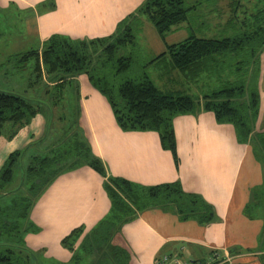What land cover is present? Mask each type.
Masks as SVG:
<instances>
[{
	"label": "trees",
	"instance_id": "16d2710c",
	"mask_svg": "<svg viewBox=\"0 0 264 264\" xmlns=\"http://www.w3.org/2000/svg\"><path fill=\"white\" fill-rule=\"evenodd\" d=\"M49 4L55 7L53 0ZM230 7L228 20L234 23L239 18V8L234 0ZM192 10H197V4L188 6L186 0H144L108 36L73 39L53 34L42 49L14 54V59L10 58L16 63L13 69H24L30 63L28 86L44 85L41 93L47 99L0 89V136L10 125L7 137L11 139L41 111L71 104L74 96H80L76 78L84 76L106 97L123 130L157 131L163 148L173 153L177 163L174 120L179 115L196 114L201 107L212 111L217 122L233 125L237 140L252 143L257 155L264 158V132L255 130L261 104L258 81L249 89L240 67L235 65L247 62L250 66L255 62L259 76L264 52V7L241 21L247 28L241 35L216 39L192 32L182 41L167 43V49L148 62L152 65L166 61L170 70L180 71L190 80L203 74L216 77L221 86L202 97L164 92L148 74L116 81L134 62L128 46L137 43L132 26L135 20L145 16L166 39L184 25L190 26ZM232 55L242 60L230 62L234 60ZM80 115L78 107L69 115L62 112L58 117L48 116L44 136L11 152L0 168V264H36L29 255L28 259L22 255L25 250L35 254L27 247L25 234L40 231L30 218L31 210L60 175L83 165L107 178L104 188L111 208L89 231L78 226L63 237L62 245L72 253L69 264H132L131 251L120 240L122 228L149 208H168L181 220L208 223L215 219L214 206L200 194L186 191L180 181L143 185L108 176L104 161L94 153L80 124ZM55 119L60 121L57 126H53ZM251 211V206L245 208L250 217Z\"/></svg>",
	"mask_w": 264,
	"mask_h": 264
},
{
	"label": "crops",
	"instance_id": "0c3cea01",
	"mask_svg": "<svg viewBox=\"0 0 264 264\" xmlns=\"http://www.w3.org/2000/svg\"><path fill=\"white\" fill-rule=\"evenodd\" d=\"M12 1L0 0L4 7ZM19 1L32 7L41 1L49 7L38 15L39 49L53 34L91 39L100 37L99 26L109 23L113 27L107 31L112 34L118 22L144 2L53 0L52 7L51 0ZM164 40L165 46L177 42H169L168 35ZM76 79L80 96H74L71 104L67 100L66 106L46 109L48 114L41 111L11 139L7 137L11 126L7 125L0 136V168L11 152L44 136L46 115H69L80 107V124L94 153L104 161L108 176L143 185L180 181L186 191L200 194L216 210L215 219L208 223L181 220L163 207L139 212L135 220L123 226L120 237L131 251L132 264H264V215L253 213L256 208H264V158L257 155L255 145L239 142L231 124L217 122L212 111L201 107L196 114L179 115L174 120L177 163L173 153L163 148L157 131L123 130L106 97L84 76ZM200 87V97L213 89L208 84ZM259 87L261 104L255 130L264 132V80ZM42 95L39 97L47 99ZM106 179L83 165L63 173L49 186L30 213L40 231L25 234L27 247L36 252L32 262L40 258L71 261L72 253L61 240L78 226L89 231L109 213L111 199L104 188ZM247 206L252 207V217L245 214Z\"/></svg>",
	"mask_w": 264,
	"mask_h": 264
},
{
	"label": "rangeland",
	"instance_id": "374dc122",
	"mask_svg": "<svg viewBox=\"0 0 264 264\" xmlns=\"http://www.w3.org/2000/svg\"><path fill=\"white\" fill-rule=\"evenodd\" d=\"M230 2L231 0H186L188 6L197 4V10L190 12L191 24L189 27L184 25L175 32L168 34V41H182L192 32H195L198 36L216 39L241 35L247 31V28L243 26L241 21L264 7V0H234L237 4V9L239 8V18L234 20V23H231L228 20L231 11ZM240 3L243 4L241 5ZM45 8L49 7L45 3H41V1L34 3L33 7L23 5L19 0H13L7 7H4L0 2V89L14 90L21 94H26L31 98H39L38 96L44 90V85L41 88H29L30 63L24 69L14 70L13 67L15 68L16 63L10 57L14 56V54L24 53L32 48H39L38 46H40L41 41L37 40L39 32L36 29V25L38 23V15ZM121 21L118 22L117 28ZM132 26L137 36V43L136 45L128 46V51L132 53L134 62L128 71L123 72L116 78V81H123L128 78L148 74L160 90L164 92H181L193 96H200L201 92H203L200 86H205V84H208L213 89L221 86L222 83L220 81L216 82L217 78L209 74L203 75L197 82L190 80L180 71L175 72L170 70L166 66V61L163 64H148L152 58L167 49V46H165L166 41L160 36L153 23L145 16H142L139 20H135ZM92 27L95 28L94 26ZM111 27H113L111 23L101 25L97 34L100 37L108 36L110 33L107 30ZM117 28L115 27V29ZM87 36L91 38L89 33ZM232 58L234 60L230 62H235L237 59L242 60V58L235 55H232ZM260 61L261 69L259 76L255 73V62L251 63L250 66L247 62L235 64L240 67V74L246 81L249 89L254 85L256 79L258 86L264 80V52ZM33 62L31 61V64ZM210 77L213 78L211 79ZM209 91H206V93H209ZM42 96L44 97L45 95L43 94ZM43 112L44 114H48L46 110ZM59 122L55 119L53 126H57ZM15 176L16 179L14 180H17L18 175L16 173ZM253 213L264 215V208L260 210L256 208ZM261 239H264V231L261 234ZM31 253L25 250L22 252V255L24 257L29 255L30 259V257L33 258ZM26 258L28 259V257ZM36 264H69V262L64 263L56 259L46 261L40 258Z\"/></svg>",
	"mask_w": 264,
	"mask_h": 264
},
{
	"label": "built area",
	"instance_id": "2783aa9c",
	"mask_svg": "<svg viewBox=\"0 0 264 264\" xmlns=\"http://www.w3.org/2000/svg\"><path fill=\"white\" fill-rule=\"evenodd\" d=\"M165 259H166V257H165ZM230 259V258H229ZM228 259V260H229ZM164 261V260H163ZM178 263L177 264H184L182 261H177Z\"/></svg>",
	"mask_w": 264,
	"mask_h": 264
}]
</instances>
